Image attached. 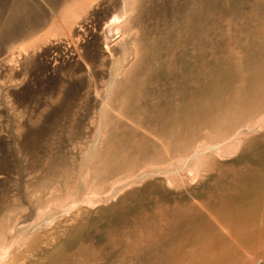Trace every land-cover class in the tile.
Returning a JSON list of instances; mask_svg holds the SVG:
<instances>
[{"label": "rangeland", "instance_id": "1", "mask_svg": "<svg viewBox=\"0 0 264 264\" xmlns=\"http://www.w3.org/2000/svg\"><path fill=\"white\" fill-rule=\"evenodd\" d=\"M263 188L264 0H0V264H264Z\"/></svg>", "mask_w": 264, "mask_h": 264}, {"label": "bare ground", "instance_id": "2", "mask_svg": "<svg viewBox=\"0 0 264 264\" xmlns=\"http://www.w3.org/2000/svg\"><path fill=\"white\" fill-rule=\"evenodd\" d=\"M141 13V12H140ZM142 15V14H141ZM176 24V23H175ZM168 28V27H167ZM148 30V29H147ZM144 32V31H143ZM146 32V31H145ZM145 36V35H144ZM144 38V37H143ZM141 40V39H140ZM139 40V42H140ZM142 41V40H141ZM26 57V55H25ZM81 58V57H80ZM23 59V58H22ZM97 93V92H96ZM229 147V146H228ZM248 151V150H247ZM227 152V151H226ZM249 152V151H248ZM228 153V152H227ZM249 155V154H248ZM244 156H246V148L244 150V153L242 152L240 154L239 159H242ZM245 158V157H244ZM244 161V160H243ZM246 161V160H245ZM220 173V172H219ZM238 176V175H237ZM242 178V177H241ZM228 179H226L227 181ZM231 180V178H230ZM234 180V179H233ZM261 180V179H260ZM214 181V180H212ZM235 181V180H234ZM233 181V186H236V183ZM239 182H242L243 185H245L246 187L248 186L247 183H244V180H239ZM227 185V182L225 183ZM230 185V184H229ZM228 186V185H227ZM251 186V185H250ZM257 186V185H256ZM222 188V187H221ZM234 188V187H233ZM232 188V190H233ZM228 189V188H227ZM236 189V188H235ZM248 189V188H247ZM258 189V188H257ZM264 189V188H263ZM260 190V189H259ZM254 192V191H253ZM261 192V191H260ZM254 194V193H253ZM224 195V194H223ZM260 196V194H259ZM252 197V196H251ZM256 198V196H254ZM192 198V197H191ZM261 198V197H260ZM193 199V198H192ZM220 200V198H219ZM260 200V199H259ZM218 201V200H217ZM221 201V200H220ZM219 202V201H218ZM223 202V201H222ZM257 202V201H256ZM182 203V202H181ZM259 203V202H258ZM183 204V203H182ZM253 204V203H252ZM261 204V203H260ZM191 205V204H190ZM189 205V206H190ZM185 206V205H184ZM193 208L191 207V209L189 210V212L195 216H197L198 220V209L199 206L197 204L193 203ZM258 206V205H257ZM168 207V206H167ZM183 208V207H182ZM232 210V208H230ZM173 210V209H172ZM181 210V208H180ZM183 210V209H182ZM187 210V209H186ZM185 210V213H186ZM175 211V210H174ZM179 211V210H178ZM181 212V211H180ZM243 212V211H242ZM249 212V211H248ZM245 212V214H250V215H255L254 217H257L258 212L256 211H250V213ZM174 213V212H173ZM177 213V211H176ZM188 213V212H187ZM258 214V215H257ZM169 215V214H168ZM175 216V214H174ZM179 216V215H177ZM218 216V215H217ZM227 216V217H226ZM223 218H216V221H214L216 227H218V225H221L222 228L224 229V231L222 232L225 237L228 239V241L226 240V238L221 239L218 235V231L215 230H210L209 233V237L210 239H213L214 242L212 244V246L214 247V243L217 247V254L214 253L215 255V262L217 264H247V261L249 260L246 256V254L244 253L243 250H247L250 247H256L257 245H259L258 242L254 243V241L256 240V238H254L255 232L252 229H248L247 226H245V224H243V226L241 227L242 229L240 231H235L236 225L242 223L243 220L247 219V216H241L238 215V211L237 210H232L228 213V215H226ZM181 218V217H179ZM184 221V220H183ZM197 222V221H195ZM199 227V226H198ZM202 228V227H201ZM216 231V232H215ZM208 235V234H207ZM149 236V235H148ZM208 237V236H207ZM248 240V242H244ZM251 241V243H250ZM151 242V241H150ZM154 242V241H153ZM242 243V245H241ZM151 245V244H150ZM243 249V250H242ZM143 253V252H142ZM131 258V257H130ZM254 258V257H253ZM255 259V258H254ZM130 260V259H129ZM139 260V259H138ZM252 260V259H251ZM256 260V259H255ZM254 260V261H255ZM131 262V261H130ZM129 262V263H130ZM253 262V261H252ZM255 263V262H254ZM192 264H201V259H193L192 260ZM207 264V263H205Z\"/></svg>", "mask_w": 264, "mask_h": 264}]
</instances>
